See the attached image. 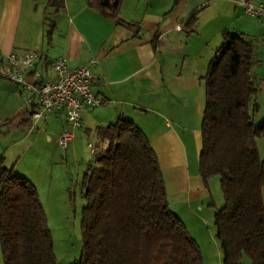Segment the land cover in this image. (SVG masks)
Segmentation results:
<instances>
[{
  "label": "trees",
  "instance_id": "obj_1",
  "mask_svg": "<svg viewBox=\"0 0 264 264\" xmlns=\"http://www.w3.org/2000/svg\"><path fill=\"white\" fill-rule=\"evenodd\" d=\"M180 1L173 0L174 6ZM120 3L89 0L88 7L117 25L135 28L120 19ZM62 8L63 0L46 1L53 16ZM194 23L192 15L185 27ZM254 64L253 42L223 33L201 79L198 175L206 189L211 178L219 181L223 205L211 207L222 264H264V161L256 146L264 123H252L258 111ZM7 71L0 57V72ZM20 116L28 119L29 111ZM94 134L92 161L80 181L85 206L77 264H203L196 242L169 210L161 169L142 132L119 120L97 127ZM0 248L3 264H56L36 189L1 167Z\"/></svg>",
  "mask_w": 264,
  "mask_h": 264
},
{
  "label": "crops",
  "instance_id": "obj_2",
  "mask_svg": "<svg viewBox=\"0 0 264 264\" xmlns=\"http://www.w3.org/2000/svg\"><path fill=\"white\" fill-rule=\"evenodd\" d=\"M46 1L43 14L51 15ZM221 1L228 4L232 20L245 21L234 34L254 35L258 22L264 28V21L256 22L244 13L243 0L215 3ZM251 1L264 4V0ZM37 2L0 0V57L5 61L12 53H38L42 58L36 67L42 71L59 58L65 59L69 68L94 61L90 66L92 92L100 106L81 114L79 131L94 132L119 120L134 124L155 153L171 213L185 225L200 221L203 207L207 214L212 211L210 185L206 189L198 175L204 107L201 79L222 43L223 33L230 34L226 29L232 26L223 24L220 13L205 19V0H181L175 6L173 0H121L119 17L135 24L133 29L97 14L88 7L89 0H63V8L52 15L48 32L44 20L35 26ZM192 15L194 25L185 27ZM176 26H181V31H176ZM42 37L46 54L37 48L45 44ZM259 41L260 45L253 43L256 103L264 95V55L259 50L264 46V36ZM46 78L51 79L50 73ZM28 119L20 116L16 126L30 131ZM59 120L65 122L62 112L43 122ZM66 128L61 126L56 132V145ZM45 138L50 141L49 136ZM213 214L209 213L211 217Z\"/></svg>",
  "mask_w": 264,
  "mask_h": 264
},
{
  "label": "rangeland",
  "instance_id": "obj_3",
  "mask_svg": "<svg viewBox=\"0 0 264 264\" xmlns=\"http://www.w3.org/2000/svg\"><path fill=\"white\" fill-rule=\"evenodd\" d=\"M215 1L205 0L202 8L207 11L205 19L209 18V15L220 13L224 19L223 24L232 26L226 29L230 34L242 28L244 19L232 20L228 4ZM44 4L45 0L37 2L35 26L45 21V31H48L54 17L48 13L43 14ZM202 17L199 16L201 20ZM253 19L256 22L260 21L257 18ZM261 20L264 21V18ZM258 26L254 35H247L256 46L260 45L259 39L264 36V28H260V22ZM42 40L45 44L42 48L39 46L37 48L46 54V40L43 37ZM261 48L259 50L264 55V46ZM16 91L17 87L13 83L0 76V167L27 180L36 189L51 234L56 264H77L83 253L81 219L85 206L80 181L84 169L92 161V153L87 145L91 144L92 147L95 145V134L93 129L89 132L76 130L72 143H68L63 149L55 144L56 132L61 126H66L63 120L54 123H45L41 120L35 122L30 131L27 127H17L20 115L27 108ZM257 105L258 111L252 119L256 127L264 123V95L258 99ZM46 135L50 137V141L46 140ZM256 146L259 149V151L257 149L259 158L264 161V136L257 140ZM208 183L211 189V204L221 208L223 197L218 178H211ZM199 208L200 205L197 210ZM209 213L210 215L214 213L213 207ZM209 213L207 214L203 207L200 221L183 224L201 251L202 263L222 264L218 241L215 238L213 216L211 217ZM0 264H3L1 248Z\"/></svg>",
  "mask_w": 264,
  "mask_h": 264
},
{
  "label": "built area",
  "instance_id": "obj_4",
  "mask_svg": "<svg viewBox=\"0 0 264 264\" xmlns=\"http://www.w3.org/2000/svg\"><path fill=\"white\" fill-rule=\"evenodd\" d=\"M244 13L252 18H264V4H254L251 0H243ZM181 31V26L175 27ZM42 56L38 53H12L6 56L7 72H0L17 87V94L23 99L29 111V119L33 124L44 121L57 112L64 115L66 130L62 131L57 145L65 149L74 139V131L81 129V114L100 106V100L92 92L94 76L88 65L69 68L65 59L59 58L48 63V70L36 67ZM50 73L51 79H47ZM87 147L92 153L93 147Z\"/></svg>",
  "mask_w": 264,
  "mask_h": 264
}]
</instances>
